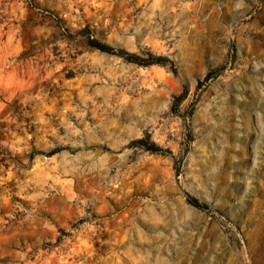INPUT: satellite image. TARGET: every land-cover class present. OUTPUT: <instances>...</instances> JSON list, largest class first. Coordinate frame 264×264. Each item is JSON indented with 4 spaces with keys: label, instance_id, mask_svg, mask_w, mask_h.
<instances>
[{
    "label": "rangeland",
    "instance_id": "obj_1",
    "mask_svg": "<svg viewBox=\"0 0 264 264\" xmlns=\"http://www.w3.org/2000/svg\"><path fill=\"white\" fill-rule=\"evenodd\" d=\"M0 264H264V0H0Z\"/></svg>",
    "mask_w": 264,
    "mask_h": 264
},
{
    "label": "trees",
    "instance_id": "obj_2",
    "mask_svg": "<svg viewBox=\"0 0 264 264\" xmlns=\"http://www.w3.org/2000/svg\"><path fill=\"white\" fill-rule=\"evenodd\" d=\"M88 42L91 46H94V47L100 49L101 51L120 55V56L124 57L125 59L132 61V62H135L137 64L147 65V64H152V63H164V62L169 60L166 57L154 55L150 52L148 53V58L143 59L142 57H140L136 53L128 52V51H125L124 49H116V48H114L108 44H103V43L97 42V41L92 40V39H90ZM137 142L140 144H143V145L145 144V141L143 139H139V140H137ZM147 148L150 150H156L154 147H147ZM187 200L191 204H193L199 208H205L206 207L205 203L198 201L194 197L187 196Z\"/></svg>",
    "mask_w": 264,
    "mask_h": 264
}]
</instances>
